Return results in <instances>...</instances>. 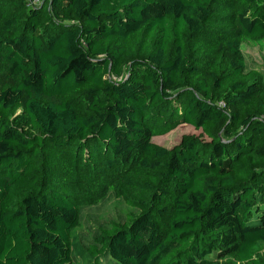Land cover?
<instances>
[{"label": "trees", "instance_id": "16d2710c", "mask_svg": "<svg viewBox=\"0 0 264 264\" xmlns=\"http://www.w3.org/2000/svg\"><path fill=\"white\" fill-rule=\"evenodd\" d=\"M243 43L264 48V0H0V264H74L109 197L129 212L88 264H264ZM182 123L201 133L153 140Z\"/></svg>", "mask_w": 264, "mask_h": 264}, {"label": "rangeland", "instance_id": "374dc122", "mask_svg": "<svg viewBox=\"0 0 264 264\" xmlns=\"http://www.w3.org/2000/svg\"><path fill=\"white\" fill-rule=\"evenodd\" d=\"M242 52L246 70H257L264 74V48L243 43ZM21 113L22 109L18 110L13 115V120L20 129L28 130L29 128L25 127ZM200 133L201 129L195 128L192 124L182 123L168 133L154 136L153 140L166 147H173L180 143L183 136L199 135ZM128 212L127 206L115 197H109L100 203L87 205L82 214L81 225L77 229L80 245L84 249V253L74 257V264H88V250L93 247L99 249L101 245L99 239L104 234L103 231L114 224L124 222ZM101 260V264L109 263L107 257Z\"/></svg>", "mask_w": 264, "mask_h": 264}]
</instances>
